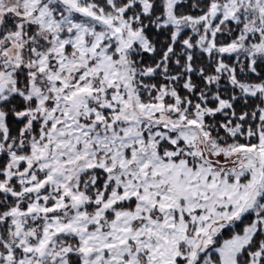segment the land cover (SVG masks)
<instances>
[{"label": "snow or ice", "instance_id": "obj_1", "mask_svg": "<svg viewBox=\"0 0 264 264\" xmlns=\"http://www.w3.org/2000/svg\"><path fill=\"white\" fill-rule=\"evenodd\" d=\"M0 264H264V0H0Z\"/></svg>", "mask_w": 264, "mask_h": 264}]
</instances>
